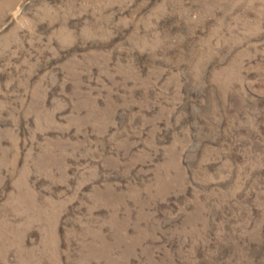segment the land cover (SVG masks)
Segmentation results:
<instances>
[{"label": "rangeland", "instance_id": "374dc122", "mask_svg": "<svg viewBox=\"0 0 264 264\" xmlns=\"http://www.w3.org/2000/svg\"><path fill=\"white\" fill-rule=\"evenodd\" d=\"M0 264H264V0H0Z\"/></svg>", "mask_w": 264, "mask_h": 264}]
</instances>
